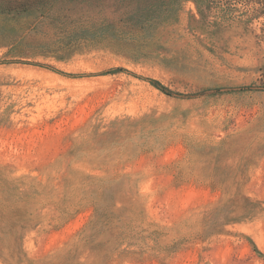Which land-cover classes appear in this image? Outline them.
<instances>
[{"label":"rangeland","instance_id":"obj_1","mask_svg":"<svg viewBox=\"0 0 264 264\" xmlns=\"http://www.w3.org/2000/svg\"><path fill=\"white\" fill-rule=\"evenodd\" d=\"M0 264H264V0H0Z\"/></svg>","mask_w":264,"mask_h":264},{"label":"trees","instance_id":"obj_2","mask_svg":"<svg viewBox=\"0 0 264 264\" xmlns=\"http://www.w3.org/2000/svg\"><path fill=\"white\" fill-rule=\"evenodd\" d=\"M17 4H19L18 7H20V6L22 7L21 10H22L23 12H24V11H27V10L32 6V3H29V2H22V1H20V2L17 3ZM2 12H3V13H7V10H2ZM152 83H153L154 85H156L157 87H159V88H161V89H164V87H163L159 82L153 80Z\"/></svg>","mask_w":264,"mask_h":264}]
</instances>
